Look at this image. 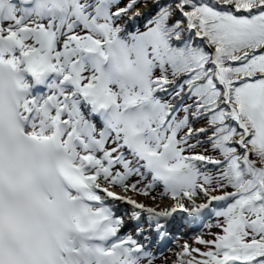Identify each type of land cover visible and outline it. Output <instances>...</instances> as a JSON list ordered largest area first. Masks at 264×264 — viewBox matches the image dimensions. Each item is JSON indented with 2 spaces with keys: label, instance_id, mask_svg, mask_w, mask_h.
Segmentation results:
<instances>
[{
  "label": "snow or ice",
  "instance_id": "snow-or-ice-1",
  "mask_svg": "<svg viewBox=\"0 0 264 264\" xmlns=\"http://www.w3.org/2000/svg\"><path fill=\"white\" fill-rule=\"evenodd\" d=\"M157 261L264 264V0H0V264Z\"/></svg>",
  "mask_w": 264,
  "mask_h": 264
},
{
  "label": "rangeland",
  "instance_id": "rangeland-1",
  "mask_svg": "<svg viewBox=\"0 0 264 264\" xmlns=\"http://www.w3.org/2000/svg\"><path fill=\"white\" fill-rule=\"evenodd\" d=\"M165 255H167V254L165 253ZM157 264H159V262Z\"/></svg>",
  "mask_w": 264,
  "mask_h": 264
},
{
  "label": "bare ground",
  "instance_id": "bare-ground-1",
  "mask_svg": "<svg viewBox=\"0 0 264 264\" xmlns=\"http://www.w3.org/2000/svg\"><path fill=\"white\" fill-rule=\"evenodd\" d=\"M167 254V253H166Z\"/></svg>",
  "mask_w": 264,
  "mask_h": 264
}]
</instances>
